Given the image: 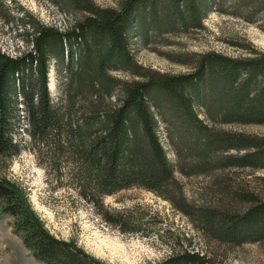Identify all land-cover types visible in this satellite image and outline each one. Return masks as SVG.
Instances as JSON below:
<instances>
[{"label": "trees", "instance_id": "16d2710c", "mask_svg": "<svg viewBox=\"0 0 264 264\" xmlns=\"http://www.w3.org/2000/svg\"><path fill=\"white\" fill-rule=\"evenodd\" d=\"M50 1L62 5V0ZM66 1L87 14L64 31L30 22L32 30L21 34L30 36V48L18 56L0 51V156L20 152L14 134L23 112L34 142L49 149L65 147L74 160L78 193L100 208L102 196L133 185L173 201L177 181L159 136V118L178 156L180 148L195 151L191 167L196 172L208 165L254 166L264 157V137L214 131L210 125L264 124V50L249 46L245 56L197 53L193 69L182 74L134 70L138 65L129 35L138 22L144 23V13L170 9L181 23L199 26L211 0H123L118 8ZM50 61L58 74L64 72L57 103L47 89ZM116 69L130 70L135 78H119L111 73ZM219 149L248 151L226 156ZM236 197L247 206L219 217L205 211L202 221L226 243L264 240V198L241 191ZM0 204L25 247L44 264H105L74 240L51 233L21 182L0 178ZM205 261L198 252L184 251L161 264Z\"/></svg>", "mask_w": 264, "mask_h": 264}, {"label": "rangeland", "instance_id": "374dc122", "mask_svg": "<svg viewBox=\"0 0 264 264\" xmlns=\"http://www.w3.org/2000/svg\"><path fill=\"white\" fill-rule=\"evenodd\" d=\"M88 1L98 7L118 8L123 0ZM171 11H147L142 15L144 23L133 27L129 46L138 65L134 70L182 74L193 69L197 53L214 50L245 56L249 46L264 50V0H211L199 26H193L196 22L181 23ZM85 14L66 0L61 6L50 0H0V51L18 56L30 48V36L21 35L32 30L30 22L64 31ZM111 73L123 79L135 78L130 70ZM63 76L64 72L58 74L54 61H50L47 89L54 103L59 102ZM196 111L204 119L202 109L196 107ZM21 113L14 140L22 147L12 157L0 156V178L25 185L31 205L57 237L74 240L105 264H161L184 251L204 255L206 264H264V240L237 245L220 241L200 216L212 211L219 217L223 212L231 214L235 208H245L247 203L236 197L237 191L264 198V157L254 166L208 165L196 172L191 167L195 151L180 148L178 156L169 128L166 131L167 125L159 118V136L177 181L173 201L133 185L102 196L100 208L78 193L74 160L65 147L49 149L34 142ZM210 125L214 131L264 137V124ZM191 142L189 138L187 143ZM219 150L226 156L248 151ZM0 264H44L25 247L13 230V218L1 211V204Z\"/></svg>", "mask_w": 264, "mask_h": 264}]
</instances>
